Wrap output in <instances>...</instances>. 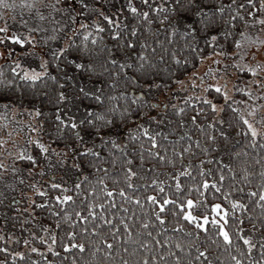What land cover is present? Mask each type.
Segmentation results:
<instances>
[{
    "label": "snow or ice",
    "instance_id": "1",
    "mask_svg": "<svg viewBox=\"0 0 264 264\" xmlns=\"http://www.w3.org/2000/svg\"><path fill=\"white\" fill-rule=\"evenodd\" d=\"M0 21V45L14 46L9 57L19 49L13 77L32 89L51 82L44 96L54 108L47 133L43 121L29 124L38 135L8 153L11 163L0 160V264H217L201 231L224 264H264V59H256L264 0H0ZM177 37L180 51L201 62L202 45L230 59L239 95L205 83L212 68L176 95L171 82L189 63L177 54ZM215 71L227 74L229 65ZM12 86L16 79L0 71V87ZM49 173L59 179H43ZM226 174L229 207L215 203L211 218L196 215ZM182 177L192 178L196 200L173 198Z\"/></svg>",
    "mask_w": 264,
    "mask_h": 264
},
{
    "label": "trees",
    "instance_id": "2",
    "mask_svg": "<svg viewBox=\"0 0 264 264\" xmlns=\"http://www.w3.org/2000/svg\"><path fill=\"white\" fill-rule=\"evenodd\" d=\"M9 12L8 17V23L11 25L13 21L10 19L11 16V10H4ZM16 12L19 13L20 9L17 8ZM25 16H27V13L25 12ZM184 41L183 38L177 37L176 38V44L174 47L177 49V54L181 57L187 56L189 63L187 65H182L179 71H176L174 80L171 82V88L174 92V89L176 88L175 79L183 80L184 78H187L195 69H197L200 64L201 60L200 58L193 57L189 55L187 50L180 51V48L182 47ZM1 47V45H0ZM14 47L13 45L9 44L8 48H5L6 55L4 57V61L0 62V71L3 72V78L6 79H16L18 86H12V87H0V138H3L5 140L4 144H0V153H3V155H0V160H5L9 163L12 162L14 157H11L8 155L10 152H16L19 151L20 148L24 147L25 141L29 135L36 136L38 133H33L29 129L28 125L32 124L35 126H41L40 121H43V129L45 133L48 132L50 125L52 124V115L51 113L54 111L53 105L48 103V98L44 96L45 92H50L53 85L51 82L48 83L47 87L43 84H37L35 89H32L29 87V85L19 80L16 77H13V74L11 72V67L14 65H11V60L16 59L19 54V49L17 48L16 52L13 53L11 57L8 56V50L9 48ZM203 52L202 55L204 57L211 56L209 53L211 51L210 47H205L202 45ZM231 45H229V51H232ZM1 57V56H0ZM33 66H35V62H33ZM54 71V69H53ZM187 89H190V86H187ZM214 96L217 97V102H222L219 94H216L215 92L212 93ZM7 103L9 104V108L5 109L3 105ZM230 103V102H229ZM33 106L36 108H39L43 115L37 117L35 115L30 116L26 109H31ZM221 116L228 118L231 113L228 110L227 107H225L224 111L220 114ZM179 131V129H177ZM192 134L197 135V130L192 129ZM11 133V135H9ZM45 139H47V135L44 136ZM175 137H173L174 139ZM203 139V137H202ZM236 139L240 140V137H236ZM207 142V141H205ZM241 145H243V141L241 140ZM186 161L188 160V157H185ZM197 159H203L202 156H197L196 159L191 160V163L193 164V177L197 181H199V177L196 176L195 171V164ZM225 161L227 162V157H225ZM136 163H139L137 160ZM179 166V165H177ZM21 167H27V164H22ZM120 167L119 164L116 165V168L118 169ZM205 167H212L213 172L215 174V166L205 165ZM171 171V169H169ZM51 175H56L57 179H59L60 174L59 173H49L48 176L44 177L43 179H48ZM149 175H152V173H149ZM92 177H90L91 179ZM136 179V178H134ZM108 183H111V180L107 181ZM182 184L184 185V188L181 189L179 193H173L174 199H183L186 195L190 196L193 200L197 199V193L193 189L189 193L188 186L193 182L191 177H182L181 179ZM142 183V181H141ZM223 187L221 188L220 193H214L211 188H209L205 194V198L200 201V204L195 206V214L196 215H204L207 214L211 218L212 209L211 205L215 203H220L224 207H229V204L226 200L222 198V193L228 190L229 185V178L226 174V179L223 182ZM123 186V185H122ZM167 190V189H166ZM234 196H238V193H233ZM215 197V198H214ZM139 215V212H138ZM240 213L237 212V216H239ZM245 223L243 227L247 229L250 227V224L247 220V217H244ZM230 225V231H234V229L238 226L235 221L232 219L229 220ZM174 227V225L172 226ZM209 227V233L208 235L215 238V228L211 224L208 225ZM186 228L191 231L192 226L186 225ZM9 230L11 229V225L8 226ZM20 229V228H19ZM15 231V230H14ZM261 231H264L262 229ZM20 234V232L18 233ZM155 235V233H153ZM181 233H176L174 238H180ZM205 240V234L201 231V237L200 241L202 246H210V251L216 253L217 256L220 257V260L217 262V264H224V255L222 254V250L218 251L214 245H211V241L208 242V244H203ZM22 247V246H21ZM3 258V253H0V259ZM51 258V256L49 257Z\"/></svg>",
    "mask_w": 264,
    "mask_h": 264
},
{
    "label": "rangeland",
    "instance_id": "3",
    "mask_svg": "<svg viewBox=\"0 0 264 264\" xmlns=\"http://www.w3.org/2000/svg\"><path fill=\"white\" fill-rule=\"evenodd\" d=\"M2 23L3 22L0 21V26H2ZM0 51H2L4 53V55L0 57V62H2V61H4V57L6 55V52H5L6 50H5L4 45H1ZM252 51H255V49L253 48ZM217 59L221 60L220 64L213 63ZM246 59L250 60V57H246ZM256 59L258 61L261 60V59H264V48H262L260 50V53L257 54ZM225 64L229 65V72L227 74H225L224 71H215L217 69H223ZM209 68H212L214 70L213 76L219 77V80L213 79V76H209L206 79L205 83H217L218 82V83H220L222 85L227 84V87L229 89L230 95H233V96H238L239 95V94L231 92L232 83L235 82V75L233 74V72L231 70V60L227 59V58H224V57H216V56H212V55L209 56V57H206L203 60V62H201L200 66L197 69H195L187 78L183 79V81L185 82L183 85L176 84V88L174 89V93L176 95H179L180 97H183V96L187 95L188 92L185 91V89H187V86H190L189 90H192L190 79H195L197 85H199L200 81H199V79H197V76H203L205 73L208 72ZM194 73L196 75H193ZM195 91L197 92V94H199L200 89L197 88V89H195ZM213 92L214 91H211L209 94L213 95L212 94ZM15 232H16V234L21 232V229H19L18 225L15 228ZM24 235H27V233H24Z\"/></svg>",
    "mask_w": 264,
    "mask_h": 264
}]
</instances>
